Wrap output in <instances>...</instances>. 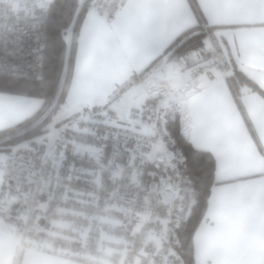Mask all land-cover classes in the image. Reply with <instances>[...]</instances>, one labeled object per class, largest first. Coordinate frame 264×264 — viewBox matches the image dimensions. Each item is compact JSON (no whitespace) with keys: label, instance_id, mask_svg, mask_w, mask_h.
<instances>
[{"label":"built area","instance_id":"built-area-1","mask_svg":"<svg viewBox=\"0 0 264 264\" xmlns=\"http://www.w3.org/2000/svg\"><path fill=\"white\" fill-rule=\"evenodd\" d=\"M50 0H0V20L44 8ZM127 0H88L103 19ZM229 78L233 64L215 31L151 84L130 107L125 125L112 104L138 81L129 75L88 101L50 147L32 145L10 154L0 177V222L14 228L21 249L49 252L81 264H183L177 232L195 194L186 163L167 134L176 117L167 100L172 79ZM59 233V235H54Z\"/></svg>","mask_w":264,"mask_h":264},{"label":"crops","instance_id":"crops-1","mask_svg":"<svg viewBox=\"0 0 264 264\" xmlns=\"http://www.w3.org/2000/svg\"><path fill=\"white\" fill-rule=\"evenodd\" d=\"M197 15L223 37L233 68L257 91L247 84L234 91L219 71L212 78L190 80L181 73L172 79L166 98L176 107L181 134L214 161L206 208L191 238L193 264H264V0H127L107 20L86 11L62 107L71 111L98 101L129 75L138 81L111 110L121 114L141 102L142 84L168 78L164 66L171 48L197 26ZM42 103L0 93V131L30 118ZM17 240L14 228L0 222V259L3 246ZM19 259L22 264H81L30 249H21Z\"/></svg>","mask_w":264,"mask_h":264},{"label":"trees","instance_id":"trees-1","mask_svg":"<svg viewBox=\"0 0 264 264\" xmlns=\"http://www.w3.org/2000/svg\"><path fill=\"white\" fill-rule=\"evenodd\" d=\"M86 6L87 0H82L81 4L78 0H52L45 11L22 14L15 19L22 48L10 63L17 70L15 73L5 71L8 64L0 66V93L37 98L43 103L27 120L0 131V147L44 134L51 119L63 106L71 80L78 24ZM197 19V26L183 33L173 45L168 59L184 55L201 45L204 37L215 31L205 26L198 15ZM67 33L70 38L65 43L63 36ZM3 68L5 70L2 71ZM228 83L234 91L243 84L257 91L256 86L235 69ZM166 131L184 157L188 184L195 194L189 219L177 232V249L183 264H193L191 238L206 208L208 192L213 184L214 161L209 153L190 146L181 134L177 116L167 125Z\"/></svg>","mask_w":264,"mask_h":264},{"label":"rangeland","instance_id":"rangeland-1","mask_svg":"<svg viewBox=\"0 0 264 264\" xmlns=\"http://www.w3.org/2000/svg\"><path fill=\"white\" fill-rule=\"evenodd\" d=\"M51 2L52 0L49 1L46 7L37 9L34 12L45 11ZM81 3H82V0H78V4H81ZM19 15H22V14H18L14 19L0 20V66L3 67L4 64L6 65L8 64L6 70L5 68H3L2 71L5 70L11 73H15L17 70L13 68L10 63L13 60H15L14 57L17 58V54L19 50L22 48V46L19 44L21 43V39H20L21 37L18 31V26L16 24L17 22H15V19ZM178 56L179 55H174L173 57L168 59L165 62L164 67L170 68L178 60ZM164 67L157 70L159 74L163 72ZM160 81H161V78L159 77V78H154V80L152 82L150 81L147 85L142 84V86H140L141 94H143L144 89H147L151 84H155ZM84 104H82V106ZM82 106H80L79 108H81ZM79 108L75 110L67 111L64 107H61L57 115H55V117H53L51 121L49 122V124L47 125V128H46L47 131L44 134L32 137L31 139L26 140V141L16 143L15 145L1 146L0 147V163L4 164L8 156L12 154L13 152L20 150V149L30 147L32 145L45 146V147L52 146L57 140V138L64 133L66 126H67V123H66L67 120L71 119V117L73 116L72 114ZM127 111L128 109L126 108L124 109L123 112H121V114H118L112 111V114H113L112 117L113 118L118 117L119 120L122 121L123 125H125L124 121H125V116H126Z\"/></svg>","mask_w":264,"mask_h":264},{"label":"clouds","instance_id":"clouds-1","mask_svg":"<svg viewBox=\"0 0 264 264\" xmlns=\"http://www.w3.org/2000/svg\"><path fill=\"white\" fill-rule=\"evenodd\" d=\"M54 235H59V233H54ZM3 247L4 254L2 259H0V264H22L19 259L22 244L19 240L13 244H5Z\"/></svg>","mask_w":264,"mask_h":264}]
</instances>
